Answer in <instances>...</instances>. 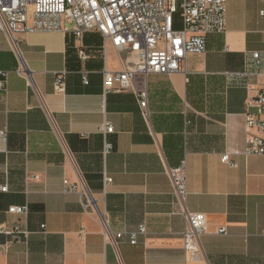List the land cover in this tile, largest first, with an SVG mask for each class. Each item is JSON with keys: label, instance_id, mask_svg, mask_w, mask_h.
I'll return each mask as SVG.
<instances>
[{"label": "crops", "instance_id": "crops-1", "mask_svg": "<svg viewBox=\"0 0 264 264\" xmlns=\"http://www.w3.org/2000/svg\"><path fill=\"white\" fill-rule=\"evenodd\" d=\"M261 7L225 0V31L206 36L204 53L188 55L179 72L137 75L131 89L105 95L102 72L119 71L127 53L110 44L103 53L98 32L77 39L68 25L27 33L15 50L0 31V72L8 73L0 89V228L28 232L0 233V264H264V156H234L237 167L220 162L242 152L249 134L261 136L244 121L256 113L255 91L225 76L264 52ZM21 61L30 85L16 73ZM249 80L264 86V65ZM104 123L113 127L105 138ZM104 139L112 145L106 156ZM182 161L186 207L205 214L209 229L196 259L184 254V219L165 174ZM64 180L78 191L64 192ZM142 226L146 233L130 244L126 233ZM221 227L227 235L213 234ZM116 233L124 236L115 245Z\"/></svg>", "mask_w": 264, "mask_h": 264}, {"label": "built area", "instance_id": "built-area-1", "mask_svg": "<svg viewBox=\"0 0 264 264\" xmlns=\"http://www.w3.org/2000/svg\"><path fill=\"white\" fill-rule=\"evenodd\" d=\"M260 2L262 7L259 16L264 19V0ZM177 21L181 24L180 28L175 27ZM68 25L77 39H81L86 32H98L103 39V53L108 44L127 53L119 71L102 72V90L105 95L131 89L137 75H169L179 72L188 55L204 53L206 36L225 31V0H0V31L8 37L15 50L18 48L19 35L66 31ZM79 55L82 59L87 58L84 52H79ZM263 65L264 52L254 51L247 55L241 72L225 73L229 85L255 91L252 103L256 113L245 112L244 121L248 129L261 133V136L249 134L242 152L220 155V162L230 167H237L234 156H264V86L249 80L250 77L258 76ZM16 73L30 85L29 73L22 61ZM0 76V89L6 91L8 73L0 72ZM60 85L61 81L57 80L56 91H60ZM138 101L142 118L148 123L145 91L139 93ZM100 131L105 138L113 132V127L104 123ZM111 150L112 145L104 139L103 155L106 156ZM165 174L184 219L181 232L184 254L190 259H196L202 251L201 237L209 234L206 215L190 212L186 207L185 161L175 168L165 167ZM110 182L111 179L104 174L103 190ZM63 185L66 193L78 191L76 185L66 180ZM87 207L85 204L84 208ZM26 210V207H11L8 212L24 214ZM0 233L28 235V232L20 231L17 227L12 230L0 228ZM144 233L146 230L142 226L138 231L126 234L130 244L134 245L137 236ZM213 234L227 235L228 231L221 227ZM123 236V233L111 236L113 243L116 245L115 239ZM111 237L107 236L109 240Z\"/></svg>", "mask_w": 264, "mask_h": 264}]
</instances>
